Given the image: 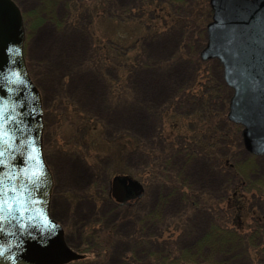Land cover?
Returning <instances> with one entry per match:
<instances>
[{
  "label": "rangeland",
  "instance_id": "374dc122",
  "mask_svg": "<svg viewBox=\"0 0 264 264\" xmlns=\"http://www.w3.org/2000/svg\"><path fill=\"white\" fill-rule=\"evenodd\" d=\"M143 1L148 0H14L26 27L24 59L42 96L44 154L53 176L50 214L79 258L87 252L84 247H92L97 231L105 230L106 264H164L162 251L191 252L214 214L223 217L205 207L204 198L213 203L234 183L229 167L264 190V154L246 151L240 133L224 134L211 154L177 137L185 128L177 122H187L188 114L205 115L185 90L195 81L196 66L204 63L214 79L221 76L217 60L199 56L211 17L205 24L203 16L194 20L195 0H153L164 13L154 24L149 7H138ZM40 36L52 46L51 53H35ZM227 103H216L213 118L219 127L227 119ZM130 138L138 149L126 145L120 151ZM173 139L182 144L171 146ZM158 152L161 163L151 169L147 153ZM114 174L137 179L142 195L118 205L109 194ZM188 189L198 198L190 199ZM251 203L264 212V194L252 196ZM165 226L162 237L154 239ZM257 245L264 243H251L246 254L216 251L213 259L216 264H264L263 256L256 259Z\"/></svg>",
  "mask_w": 264,
  "mask_h": 264
},
{
  "label": "water",
  "instance_id": "95a60500",
  "mask_svg": "<svg viewBox=\"0 0 264 264\" xmlns=\"http://www.w3.org/2000/svg\"><path fill=\"white\" fill-rule=\"evenodd\" d=\"M200 58H216L231 88L226 117L241 126L244 148L264 154V0H208ZM24 27L13 0H0V264H65L71 249L49 212L52 174L42 151L41 96L23 56ZM142 184L115 174L117 202L140 197Z\"/></svg>",
  "mask_w": 264,
  "mask_h": 264
},
{
  "label": "trees",
  "instance_id": "16d2710c",
  "mask_svg": "<svg viewBox=\"0 0 264 264\" xmlns=\"http://www.w3.org/2000/svg\"><path fill=\"white\" fill-rule=\"evenodd\" d=\"M202 2L203 3H200L198 0H195L194 2V20L196 21L197 18L203 16L201 24H205L211 16V11L208 8L207 0H203ZM144 4L145 6H143ZM138 7H140V10L142 11L144 8L146 9V7H149V11L153 13V17L151 18L150 22L154 20V24H157V22L160 20V16L164 15V13H162L163 10H161L158 5L154 4L153 0L143 1V3L140 2ZM95 47L97 50L101 51L99 45H95ZM196 68L197 69L195 74V81L191 85V87L186 88L185 90L186 93H189L192 96L191 103L193 105L197 103V100L201 103L202 111L205 115L201 117L200 112L193 115L188 114L186 120L187 122L180 119L183 124H179V122H177L178 125H181V128L185 126V128L181 130L180 135H177V137L180 139V142L190 143L191 146H197L198 149H201L202 152H205L206 154H211L210 152H213L212 148L214 144H219L220 140L223 139L224 134L227 135L230 131L239 135L240 127L236 123L234 124L225 118L223 120L224 125L222 127H219L216 124V121L213 118V115H215V113H218L216 111V109L218 108L215 107L216 103L221 101L222 99H228L231 90L223 82L222 75L220 76L219 80L214 79L212 74L207 70V66L204 63L199 62V65L196 66ZM213 90H215V92ZM225 90L227 95L225 94ZM73 110H76V107ZM59 113L60 118L65 117V114L62 110ZM73 114L78 115V113H76L75 111H73ZM165 115L166 113L163 112L162 116L164 117ZM167 126H169V124ZM173 128L175 129V127L173 126L170 127L169 131L171 132ZM119 137L122 138V135ZM128 140L131 142H124L125 144L121 145L120 151H124L126 145H130L129 148H132V150L138 149L139 146L135 138H130ZM180 142H177L175 139L170 141V143L172 144L171 146L182 144ZM161 155L162 152L153 154L147 153L148 158H150L149 166L151 169H154L156 165L158 166V164L161 163ZM229 168L232 169L236 176L235 181L223 190V196L218 199L220 201L218 202V200H215L212 203L211 200L208 201L204 198V201H206L205 203H207V206L205 207L210 206L212 209L214 208L216 211L221 212L223 214V217L221 218L220 215L217 213L214 214V219L211 220L206 230L197 238V241L194 244L195 246L191 248V252H189L188 250H178L180 252L179 254V252L175 249L173 253L169 254L168 251L167 254L166 251H162V254H164L165 256L163 257V260H166L164 264H216V260H214L213 258L215 257V253H217L218 251L227 254L231 252L233 254H246V250H248V245H250L251 243H254L256 241L264 243V212L259 213L258 208L254 207V205L251 203L252 196H257L258 198H260V194L263 195L264 190L262 187H260L261 185H259V188H257L252 186L251 183L244 181L240 177L236 167ZM163 184L170 183L164 181ZM247 184L251 185L249 186L250 189L247 187ZM186 193L189 195V198H198V196H196V194L189 189L188 191H186ZM197 204L198 203L196 201L192 203V205H196L195 207H197ZM127 209H125V216L131 215L130 208ZM166 228L167 226H165L160 237H155L154 239L158 240L157 238H161ZM97 232L98 237L95 236V240L93 241V243H90V246L92 247H84V249L87 250L88 253L90 251L92 252V254H94V256L89 258L87 256V252H84V250H82V253H84V257L72 260L66 264L107 263V258L109 254L107 245L108 240L107 243L106 239L103 240L105 238L104 235L107 232L105 230H98ZM99 236L101 237V239H99ZM86 245L89 244L86 243ZM174 246H176V244H174ZM261 246L264 245H260L255 249V251L257 252V260L264 257V253L260 251V249H263L261 248ZM208 251L210 252L209 255H207L206 253L204 254V252ZM174 254H178V256H175L174 258L170 259V257H172V255ZM129 264L148 263L141 260L134 262L130 260Z\"/></svg>",
  "mask_w": 264,
  "mask_h": 264
},
{
  "label": "bare ground",
  "instance_id": "6f19581e",
  "mask_svg": "<svg viewBox=\"0 0 264 264\" xmlns=\"http://www.w3.org/2000/svg\"><path fill=\"white\" fill-rule=\"evenodd\" d=\"M43 30H41V32H42ZM41 38V41L40 42H37V41H35L34 42V44L36 45V49H35V53L37 54V53H42V55L44 54V52L46 51L47 53H51L52 51V46H50L48 43L46 44L45 43V41H43V36H40ZM50 47V48H49ZM42 48H44V49H42ZM219 63V62H218ZM220 64V63H219ZM220 68H221V65H220ZM220 72H221V75H222V69L220 70ZM224 82V81H223ZM225 83V82H224ZM76 84V86H75V88L79 85V77L77 78V80L75 81V83L73 84V85H75ZM142 85V86H141ZM226 85V84H225ZM227 86V85H226ZM140 87H141V89H142V87H143V84H140ZM229 87V86H228ZM230 88V87H229ZM230 90H231V88H230ZM91 92H93V89H91ZM231 93H232V91H231ZM231 93H230V95H231ZM92 94V93H91ZM87 96V95H86ZM87 98H88V96H87ZM229 98H230V96L228 97V100H229ZM91 101V100H90ZM94 103V106H96V107H98V104H96L95 103V101L93 102ZM228 104V103H227Z\"/></svg>",
  "mask_w": 264,
  "mask_h": 264
}]
</instances>
